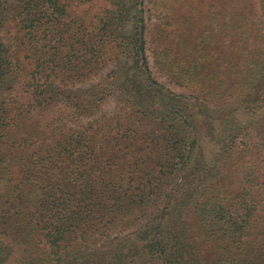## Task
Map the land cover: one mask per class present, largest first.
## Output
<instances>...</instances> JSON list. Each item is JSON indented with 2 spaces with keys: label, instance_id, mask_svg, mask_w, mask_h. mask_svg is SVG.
Listing matches in <instances>:
<instances>
[{
  "label": "trees",
  "instance_id": "trees-1",
  "mask_svg": "<svg viewBox=\"0 0 264 264\" xmlns=\"http://www.w3.org/2000/svg\"><path fill=\"white\" fill-rule=\"evenodd\" d=\"M70 1L0 0V264H264V0Z\"/></svg>",
  "mask_w": 264,
  "mask_h": 264
},
{
  "label": "rangeland",
  "instance_id": "rangeland-1",
  "mask_svg": "<svg viewBox=\"0 0 264 264\" xmlns=\"http://www.w3.org/2000/svg\"><path fill=\"white\" fill-rule=\"evenodd\" d=\"M111 5L110 2H107L106 0H92L89 2H76V1H70L69 4V8L71 9L72 13H82L83 11H88L90 12H97L102 10L104 7ZM158 75V74H157ZM98 78L97 76H95L93 79ZM85 82H78L77 84H84ZM176 89H178L176 87ZM13 93H17L20 96V99H26V93L24 88H22L20 85H16L15 89H13L12 91ZM116 107V100L113 98H110L108 100H106V102H104L102 104V109L103 111H113L115 110ZM61 112V108L58 106H54L53 108H51L48 112H46L44 114L43 117H47V116H52L54 114H57ZM82 119H84L83 117H80L77 119L78 121H81ZM204 150H207L206 152H208L209 149H213L214 147L209 144V142H204Z\"/></svg>",
  "mask_w": 264,
  "mask_h": 264
}]
</instances>
